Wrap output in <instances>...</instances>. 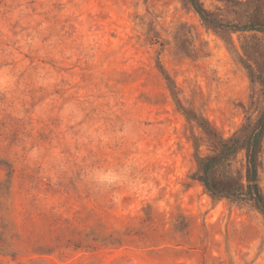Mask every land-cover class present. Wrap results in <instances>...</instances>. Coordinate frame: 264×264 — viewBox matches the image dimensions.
<instances>
[{
  "label": "rangeland",
  "instance_id": "rangeland-1",
  "mask_svg": "<svg viewBox=\"0 0 264 264\" xmlns=\"http://www.w3.org/2000/svg\"><path fill=\"white\" fill-rule=\"evenodd\" d=\"M199 3L0 0V264H264L198 167L264 115V0Z\"/></svg>",
  "mask_w": 264,
  "mask_h": 264
},
{
  "label": "trees",
  "instance_id": "trees-1",
  "mask_svg": "<svg viewBox=\"0 0 264 264\" xmlns=\"http://www.w3.org/2000/svg\"><path fill=\"white\" fill-rule=\"evenodd\" d=\"M200 17L208 23L218 22L208 16L199 0H188ZM238 29L264 33L263 21H251ZM264 135V115L255 128L243 139L233 138L220 142L219 149L213 155L198 159L199 180L205 190L214 198L230 199L234 202L250 204L264 217V198L260 192L257 177V154ZM240 150H245L246 171L245 186L235 184L226 172V167Z\"/></svg>",
  "mask_w": 264,
  "mask_h": 264
}]
</instances>
